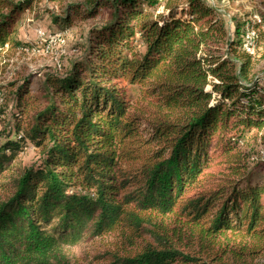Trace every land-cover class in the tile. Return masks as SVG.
<instances>
[{"label":"trees","instance_id":"16d2710c","mask_svg":"<svg viewBox=\"0 0 264 264\" xmlns=\"http://www.w3.org/2000/svg\"><path fill=\"white\" fill-rule=\"evenodd\" d=\"M36 3L0 0V58L25 48L17 25ZM60 8L56 26L91 24L82 55L36 92L29 77L0 91V264H71L105 238L102 264L264 260V17L209 0Z\"/></svg>","mask_w":264,"mask_h":264},{"label":"rangeland","instance_id":"374dc122","mask_svg":"<svg viewBox=\"0 0 264 264\" xmlns=\"http://www.w3.org/2000/svg\"><path fill=\"white\" fill-rule=\"evenodd\" d=\"M37 3L31 10H25L19 17L16 39L25 45L17 51L8 52L0 58V91L8 101L10 97V85L14 82L29 77L31 80L30 90L38 91L44 76L48 73H62L70 62L82 55L81 45L86 41L87 29L90 23H74L72 26L62 28L56 26L53 18L61 16V5L67 1L36 0ZM220 10H225L227 17H237L241 20L262 21L264 17V0H209ZM229 26L232 27L231 23ZM251 38L253 34L246 32ZM59 36V37H57ZM247 38V37H246ZM248 39V38H247ZM259 65L257 70L263 69ZM1 111H5L4 114ZM11 108H0V132L4 124L8 123ZM3 121V122H1ZM252 152L260 151L259 146H252ZM35 159V152L28 148L22 155L23 164L28 166ZM258 174L260 172H257ZM112 238L82 241L69 250L71 264H102L106 251H112ZM206 251L201 252V248ZM209 247V246H208ZM183 248L186 251H200L203 257H208L210 249L207 245L199 242H187ZM256 264H264V260H255ZM216 264H234L231 258H224Z\"/></svg>","mask_w":264,"mask_h":264},{"label":"built area","instance_id":"2783aa9c","mask_svg":"<svg viewBox=\"0 0 264 264\" xmlns=\"http://www.w3.org/2000/svg\"><path fill=\"white\" fill-rule=\"evenodd\" d=\"M258 23H260L259 20H258ZM263 28H264V26H263ZM252 34H253V33H252ZM57 37H59V36H57ZM246 37H247V38H250L249 35H246ZM1 102H2V99H0V103H1Z\"/></svg>","mask_w":264,"mask_h":264}]
</instances>
